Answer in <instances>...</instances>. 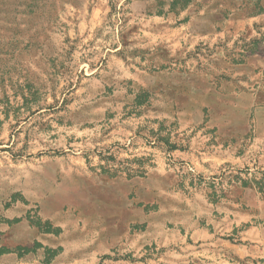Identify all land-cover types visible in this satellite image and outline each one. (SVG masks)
Masks as SVG:
<instances>
[{"label": "rangeland", "instance_id": "obj_1", "mask_svg": "<svg viewBox=\"0 0 264 264\" xmlns=\"http://www.w3.org/2000/svg\"><path fill=\"white\" fill-rule=\"evenodd\" d=\"M233 4L0 0V264H264V105L169 88L264 65Z\"/></svg>", "mask_w": 264, "mask_h": 264}, {"label": "crops", "instance_id": "obj_2", "mask_svg": "<svg viewBox=\"0 0 264 264\" xmlns=\"http://www.w3.org/2000/svg\"><path fill=\"white\" fill-rule=\"evenodd\" d=\"M237 1H241L243 5L233 4L234 8L243 6L251 11L247 15L240 14L233 17H228V15V19H245L248 24L264 19V0ZM231 2H234V0H231ZM261 8L263 11L259 10ZM263 24L253 25L257 27ZM262 40L264 41V37L254 39V42L247 44L244 50L250 52L251 56L259 55L261 51L259 45ZM245 51L243 53H246ZM211 69V71L215 70L214 75H212L213 72L208 75L209 70H205L202 66H179L177 71H174L178 74L177 80L171 81L169 88L180 89L176 96L190 99L188 102H194L196 110H198V106H202L200 104H203L204 100L209 99L213 102L219 99L231 105H264V65H233L228 70H219L217 67H211ZM203 85H205V88H203ZM185 89H188L189 92L185 93ZM197 104L199 105L197 106ZM199 117L201 118V116ZM198 119L197 116L194 118V120ZM191 127L192 124L186 126V128Z\"/></svg>", "mask_w": 264, "mask_h": 264}, {"label": "trees", "instance_id": "obj_3", "mask_svg": "<svg viewBox=\"0 0 264 264\" xmlns=\"http://www.w3.org/2000/svg\"><path fill=\"white\" fill-rule=\"evenodd\" d=\"M186 2H187V1H186ZM186 2H185V4H184L185 6H186V5H188ZM259 10H260V11H263V9H262V8H261V9H259Z\"/></svg>", "mask_w": 264, "mask_h": 264}]
</instances>
